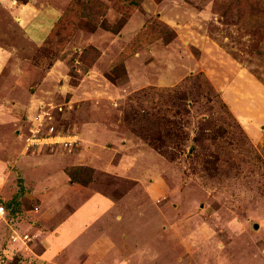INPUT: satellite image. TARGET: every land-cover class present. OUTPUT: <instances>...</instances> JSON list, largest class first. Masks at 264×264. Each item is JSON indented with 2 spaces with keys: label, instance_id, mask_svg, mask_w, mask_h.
<instances>
[{
  "label": "rangeland",
  "instance_id": "rangeland-1",
  "mask_svg": "<svg viewBox=\"0 0 264 264\" xmlns=\"http://www.w3.org/2000/svg\"><path fill=\"white\" fill-rule=\"evenodd\" d=\"M90 1L0 0V264H264V0ZM77 165L118 205L89 229L43 192Z\"/></svg>",
  "mask_w": 264,
  "mask_h": 264
},
{
  "label": "trees",
  "instance_id": "trees-1",
  "mask_svg": "<svg viewBox=\"0 0 264 264\" xmlns=\"http://www.w3.org/2000/svg\"><path fill=\"white\" fill-rule=\"evenodd\" d=\"M141 1L137 2V1H132V0H128V3L126 5H122V7L120 8V10H122V12L124 11L127 15H130L134 12V10L136 9L137 5L140 4ZM92 3V4H91ZM66 5V15L69 16V18H66L63 16H60L59 19L57 20V22L53 25V27L51 28V30L49 31L48 35L46 36L45 40L43 41V46H47L49 44H51V46L53 48H55V50H59L61 49L64 44H65V40L64 38L62 40H52L55 33L60 31L59 34H61L63 37L66 36H70L71 34V30H67L65 29V27H63L62 25H67L68 23H70L73 19V15L76 12V7L72 6V5ZM69 6V7H68ZM72 6V7H71ZM97 9L101 12L104 13L107 9V6L104 4H101L96 1L95 3L93 1L89 0V5L88 3H86V7H85V12L82 11L81 12V16L88 18L91 21L97 22L96 19L94 18V15L97 11ZM127 9V10H126ZM159 33L153 32L150 33V35H140V37H134L133 39H131L123 48V50L120 52L118 59H123L126 56H130V54H133L136 51L141 50L142 48H144L145 46L149 45L155 37H159ZM51 40V41H49ZM81 57V61L83 63H85V67H82L83 72H86L91 65L94 63V61L100 56V51L95 48V47H89L86 48L85 50H83L80 55ZM84 167H82V165H77V166H68L66 167V173L68 174L69 178L71 179L72 182L74 183H78L81 185H87L90 182V176H88L87 178L83 179L81 177V173H83Z\"/></svg>",
  "mask_w": 264,
  "mask_h": 264
},
{
  "label": "crops",
  "instance_id": "crops-1",
  "mask_svg": "<svg viewBox=\"0 0 264 264\" xmlns=\"http://www.w3.org/2000/svg\"><path fill=\"white\" fill-rule=\"evenodd\" d=\"M57 19H55L54 21H51L50 23L47 22L44 24H46V27L48 29H50L52 27V25L54 24V22L57 21ZM41 27H42V24H37V28H35V33L32 34L33 37L36 36L35 39L32 38L33 40H36V41L43 40V36L47 35V34L43 33L44 29H41ZM68 177L69 176L66 177L67 180H69ZM51 182L54 185L53 181H51ZM52 184H50V185H52ZM58 184L59 183L54 185L56 187L55 189H56L57 194L48 192V190L46 188L48 185L44 188L43 192L45 193V196H47L48 198H50V199L54 198V199H57L58 201H60V204L58 205V210H61L62 215L67 214L66 216H64L65 220L63 222L65 224V226H67V227L69 226V227H72L75 229H89L90 228L89 224L93 221H97L99 219L98 217L100 214H103V213H105V214L108 213L109 215L112 214L109 211H107L105 208L109 209L111 207L115 208L116 206H118L112 201L111 198L106 197L104 194H102L100 192L91 194L90 196H84L83 197L84 192L86 190H88L87 186L79 185L78 183H76L74 185L73 182H70V183H67L66 187L61 188V186L57 187ZM58 189H60L59 192L57 191ZM73 191H75V193L76 192L77 193L82 192V196H81V199H79L80 200L79 203H78V201H75V197L73 196ZM67 193H69V195ZM67 204H70L72 206L71 210L67 211V213H63ZM114 217L116 220H120V218L122 217V213L120 211L118 212L115 209ZM88 222H89V224H88ZM41 236L42 235H40V237ZM40 240H42V239L40 238Z\"/></svg>",
  "mask_w": 264,
  "mask_h": 264
},
{
  "label": "built area",
  "instance_id": "built-area-1",
  "mask_svg": "<svg viewBox=\"0 0 264 264\" xmlns=\"http://www.w3.org/2000/svg\"><path fill=\"white\" fill-rule=\"evenodd\" d=\"M6 217H7V213H6L5 207L0 199V219H5Z\"/></svg>",
  "mask_w": 264,
  "mask_h": 264
},
{
  "label": "clouds",
  "instance_id": "clouds-1",
  "mask_svg": "<svg viewBox=\"0 0 264 264\" xmlns=\"http://www.w3.org/2000/svg\"><path fill=\"white\" fill-rule=\"evenodd\" d=\"M3 203V202H2ZM4 205V204H3ZM5 207V206H4ZM5 210H6V208H5ZM6 213H7V216H8V211L6 210Z\"/></svg>",
  "mask_w": 264,
  "mask_h": 264
}]
</instances>
